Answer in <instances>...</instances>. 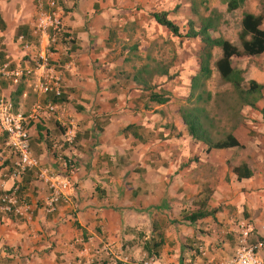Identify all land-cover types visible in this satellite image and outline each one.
I'll return each instance as SVG.
<instances>
[{"label":"crops","instance_id":"1","mask_svg":"<svg viewBox=\"0 0 264 264\" xmlns=\"http://www.w3.org/2000/svg\"><path fill=\"white\" fill-rule=\"evenodd\" d=\"M172 1L62 0L65 39L48 56L62 67L64 100L53 102L37 91L41 67L29 62L41 48L25 53L17 42L19 36L32 39L34 0H0L2 60L29 69L18 85L0 79V97L22 113L49 101L56 107L54 115L27 127L30 148L43 167L56 171L48 140L60 134L61 125L78 127L69 202L44 212L46 188L33 172L26 173L20 192L33 205L32 217L26 223L0 217V264H72L84 254H96L101 264H216L232 255L238 221L264 225V88L254 108L239 110L232 135L241 148L206 152L183 130L178 116L183 100L169 95L168 102L152 104L123 61L129 48L138 49L129 39L140 24L136 19L148 8V13L167 12L178 27L176 11L182 6ZM242 12L256 15L260 10ZM260 29L264 31V20ZM262 60L264 52L232 58L230 64L243 71L244 83L264 84V71L255 69L264 68ZM194 66L187 82L196 71L195 61ZM160 79L166 80L154 77ZM186 87L188 95L189 83ZM127 125L139 127L135 133L144 141L123 134ZM2 138L0 132V191L11 184L3 175L12 161ZM241 164L251 175L237 180L232 168ZM204 197L205 208L215 209L213 216L194 224L180 220V213L196 209ZM157 232L162 244L154 253L148 241ZM196 244L206 249L205 257L193 255Z\"/></svg>","mask_w":264,"mask_h":264},{"label":"built area","instance_id":"2","mask_svg":"<svg viewBox=\"0 0 264 264\" xmlns=\"http://www.w3.org/2000/svg\"><path fill=\"white\" fill-rule=\"evenodd\" d=\"M61 1L34 0V18L30 30L32 39L27 41L22 36L17 38L20 48L25 53H29L34 46L41 48V53L32 54L29 62L41 67L37 91L44 96H50L51 99H58L64 93L61 84L62 67L59 62L50 60L48 56L50 50L56 48L65 39ZM28 74L29 69L12 68L7 62H0V79L11 85H18ZM55 109L54 104L49 101L43 107L38 105L30 112L22 113L14 109L10 100L0 97L2 146L12 159L10 167L3 175L11 181V184L8 189L0 191V217L21 223L30 221L33 205L20 192L21 178L28 172H33L34 179L42 182L46 188L47 194L42 201L44 212L53 213L60 205L69 202L71 179L76 171L77 125L73 122L62 124L60 134L48 140V151L56 171L41 165L30 148L27 133L30 123L43 122L45 118L54 115ZM107 249L108 245H102V250ZM192 253L196 258H203L207 251L202 245L196 244L192 248ZM72 264H101V262L96 254L92 256L84 254L75 258ZM141 264L148 262L143 261ZM188 264L197 263L193 261ZM216 264H264V225L255 226L245 220L238 221L232 255Z\"/></svg>","mask_w":264,"mask_h":264},{"label":"trees","instance_id":"3","mask_svg":"<svg viewBox=\"0 0 264 264\" xmlns=\"http://www.w3.org/2000/svg\"><path fill=\"white\" fill-rule=\"evenodd\" d=\"M219 1L225 6V11L230 13L240 8L246 0ZM150 16L156 25L164 28L172 37L187 40L196 39L201 44L196 53V71L189 78L188 95L178 109V116L186 136L192 141L204 145L206 152L211 149L241 148L232 135L233 130L240 122L239 110L244 106L255 107L264 84H257L252 80L244 83L243 71L233 68L230 62L232 58H253L264 52V31L260 29L261 22L264 20V8L256 15L249 12L241 13L237 33L238 47L222 36L213 35L219 24V15L213 16L212 13L206 17H199L196 27L192 21H188L185 31L180 30L168 18L167 12L153 11ZM213 49L219 50V56L215 60H212ZM128 54V58L123 61L129 62V73L132 81L141 92H147L145 95L147 100L155 105L168 102L169 94L159 85H156V80H154V77H165L166 80L173 79L172 74H167L168 66L150 58L149 55H146L145 58L139 56L135 46L128 49ZM3 61L0 53V62ZM211 67L215 70L220 83L228 85V91L211 94L206 89L205 83L210 77ZM16 94H18L17 91ZM62 100H64L63 95L58 99H52L53 102ZM210 105L218 109L221 114L224 113L228 116L229 123L227 125L221 123L219 115L210 111ZM138 129L139 127L134 125H127L123 127L121 132L129 134L138 142H143L142 136L135 133ZM232 173L237 180L248 178L251 175L244 164L233 167ZM206 201L207 197H204L198 202L196 209L180 213V220L194 224L207 216H213L215 209H206ZM148 243L149 249L156 253L162 244V235L157 232L156 238H149Z\"/></svg>","mask_w":264,"mask_h":264},{"label":"rangeland","instance_id":"4","mask_svg":"<svg viewBox=\"0 0 264 264\" xmlns=\"http://www.w3.org/2000/svg\"><path fill=\"white\" fill-rule=\"evenodd\" d=\"M165 1L166 0H164V3ZM171 3H176L175 6H182V9L176 11L177 24L182 31L186 30V23L188 21H192L196 27L199 17H206L213 13V16L219 15L220 17L219 24L213 35L222 36L236 46H239L237 42V33L239 31V18L241 12L248 10L254 12L257 10L261 11L264 8V0H246L240 8L230 13L225 11V6L219 0H173ZM171 3L167 2L166 5L170 7ZM162 7L165 8L166 6L163 5ZM149 10H152V8H148L142 16L140 15L136 19L140 24L137 27V31L131 35L132 40L130 38L129 43L137 42V51L140 55L149 54L153 59L168 66V73L173 75V79L156 80L155 84L159 85L161 89L171 95V98L184 101L187 96L186 85L189 83L187 82V77L193 74L196 53L201 47V44L196 40H187L185 38L176 39L172 37L164 28L153 22L150 13H148ZM218 54L219 50H214L212 60H215ZM262 62L264 63V60H262L261 63ZM126 66L129 70V64ZM255 69L258 72L264 71V68L262 69L258 66L255 67ZM205 87L211 94L229 90L227 84L220 83L212 67L210 77L206 81ZM243 87H245V85H243ZM155 91H158V89H155ZM172 94H176V96L179 97L175 98ZM210 108L212 113L219 115L223 125L229 123L226 114H221L220 111L213 108L212 105H210Z\"/></svg>","mask_w":264,"mask_h":264}]
</instances>
